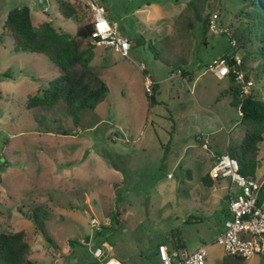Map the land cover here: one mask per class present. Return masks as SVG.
<instances>
[{
    "label": "rangeland",
    "instance_id": "374dc122",
    "mask_svg": "<svg viewBox=\"0 0 264 264\" xmlns=\"http://www.w3.org/2000/svg\"><path fill=\"white\" fill-rule=\"evenodd\" d=\"M69 1L79 6L83 22H90V3H100L131 49L123 57L91 40L89 64L101 71L108 88L104 99L83 111L77 126L61 110L39 123L24 102L57 71L41 54L13 50L12 37L2 28L5 14L28 6L34 24L50 21L70 34L78 22L60 15L56 0H0V74L7 75L0 76V230L24 231L28 258L38 264H92L88 250L102 244L122 264H157L159 243L188 251L205 244L202 264H221L224 251L215 240L228 217L223 196L229 181L207 186L202 176L213 164L211 155L224 152L223 143L240 138L242 128L229 131V139L224 129L211 133L216 116L227 119L228 130L239 115L222 92L213 105L230 81L207 67L232 53L223 33L238 24L240 3L212 0L209 20L218 14L214 33L209 20L205 27L194 17L191 0ZM155 51L168 62L155 59ZM235 56L243 59L241 51ZM243 63L248 93L264 98V63L259 58ZM146 76L160 85L154 89L159 102L147 120ZM60 124L67 134L57 131ZM221 135L222 143L214 145L211 138ZM259 148L264 157V138ZM35 204L49 210L45 228L54 244L17 210L28 213ZM239 264H264V255Z\"/></svg>",
    "mask_w": 264,
    "mask_h": 264
},
{
    "label": "trees",
    "instance_id": "16d2710c",
    "mask_svg": "<svg viewBox=\"0 0 264 264\" xmlns=\"http://www.w3.org/2000/svg\"><path fill=\"white\" fill-rule=\"evenodd\" d=\"M237 1L240 3L235 13L238 24L229 35L223 33L228 36L233 50L230 55L224 56L230 69V84L221 92L229 95L230 105L240 110L239 122L243 126V133L238 139H229L226 153L237 160L243 177L255 178L256 170L260 167L259 144L264 138V98L260 99L252 93L240 96L241 87L236 83L234 70L244 71V58H259L264 63V0ZM56 3L63 18H74L78 22L73 34L59 32L50 21L34 24L28 6L8 9L2 28L12 37L15 52L41 54L56 68L57 75L48 81L45 88L26 97L24 106L31 110L33 120L42 123L48 115L55 114L52 110H61L77 126L82 112L94 110L104 99L108 88L101 77V71L89 64L93 56L90 43L92 24L89 21L83 22L82 19L80 21L79 6L73 2L56 0ZM212 4V0H191L188 6L194 17L207 27ZM237 51L243 54V59L238 64L232 60ZM154 56L155 59L168 62L159 52L155 51ZM0 76L7 75L2 73ZM155 88L157 85L153 86L150 94H146L148 111L158 103L154 94ZM57 131L68 133L61 124ZM213 180L208 172L202 176V181L207 186H212ZM17 210L30 219L36 233L41 234L48 243L54 244L45 228L50 216L47 207L35 204L29 207L28 213L21 207ZM170 235L173 236L172 230ZM179 245L182 246L175 244L177 247ZM29 252L30 245L24 231L0 230V264H38L28 258ZM243 259L240 256L224 254L221 264H239Z\"/></svg>",
    "mask_w": 264,
    "mask_h": 264
},
{
    "label": "built area",
    "instance_id": "2783aa9c",
    "mask_svg": "<svg viewBox=\"0 0 264 264\" xmlns=\"http://www.w3.org/2000/svg\"><path fill=\"white\" fill-rule=\"evenodd\" d=\"M90 22L92 24L91 40L112 48L123 57H128L131 42L128 38L118 34L116 23L107 18V11L98 2L90 3ZM217 13H213L209 20L210 29L216 33ZM227 29H225L226 31ZM224 31V32H225ZM233 43V42H231ZM235 63L240 58L233 57ZM217 78H228L230 69L225 57L214 58L208 65ZM236 83L240 85L241 94H248L250 81L245 80L243 71L234 70ZM173 76V75H172ZM153 81L145 77V91L151 92ZM214 180L227 179L229 181L227 192V213L224 221V230L217 236L216 243L222 246L224 254L248 258L253 255H264V179L245 178L239 172L237 160L227 153L219 155L208 170ZM168 176H170L168 174ZM96 224L95 218L90 219ZM90 247V246H89ZM207 245L202 244L192 251L184 247L169 248L163 243L157 245V264H202L207 255ZM92 264H122L119 259L105 251V245L90 248Z\"/></svg>",
    "mask_w": 264,
    "mask_h": 264
},
{
    "label": "crops",
    "instance_id": "0c3cea01",
    "mask_svg": "<svg viewBox=\"0 0 264 264\" xmlns=\"http://www.w3.org/2000/svg\"><path fill=\"white\" fill-rule=\"evenodd\" d=\"M8 11V10H7ZM6 15V14H5ZM5 19V18H4ZM114 50V49H113ZM117 52V51H116ZM119 53V52H118ZM122 56V55H121ZM214 75V74H213ZM215 76V75H214ZM173 76H172V73H171V75H169V79H171ZM216 77V76H215ZM217 78V77H216ZM151 81H153V85H152V87H151V92H152V88H153V86L155 87L156 85L157 86H159V88H160V85H159V83L158 82H156L155 80H152L151 79ZM144 85H145V83H144ZM145 88V87H144ZM227 88V87H226ZM226 88H223L222 90H219L218 91V93H217V95H216V97H215V100H214V103H213V105L216 107L217 106V104H219L220 102H221V98L224 96H220L218 99H217V96H218V94H219V92H221V91H223V90H225ZM146 92V91H145ZM150 92V93H151ZM150 93H148V94H150ZM146 99V98H145ZM231 99V98H230ZM157 102H159V101H157ZM158 104V103H157ZM157 104H155L154 106H156ZM146 106H147V100H146ZM153 106V107H154ZM213 106V107H214ZM153 107L152 108H150V110L151 109H153ZM237 109V108H236ZM237 111H238V115L240 116V110L239 109H237ZM148 113H149V111L147 110V112H146V116H145V119L147 120V118H149L148 117ZM216 118V124H214L213 125V127H211V133L212 134H214V135H216L217 133H220L222 130L221 129H224L225 130V134L227 135V137H228V139L230 138L229 136H228V134H229V131H235V130H237L238 129V124H240V122H239V120H237L236 122H232V124H231V126H230V128L228 129V130H226L225 129V124H223L224 122L225 123H227V119L226 120H223V121H221V118L220 117H215ZM145 120V122H144V125L146 124V121ZM241 125V124H240ZM241 128H242V131H239L238 130V132H242L243 133V126L241 125ZM237 132V133H238ZM211 138V137H210ZM215 138H217V137H212L211 139L212 140H214L215 142H214V145H216V143H222V135L221 136H219L218 137V139H216L215 140ZM232 138V137H231ZM210 139V140H211ZM228 141L229 140H227V141H225L224 143H223V149H224V152H222V151H219V152H214L212 155H211V158H212V162L214 163V161L216 160V158L219 156V155H221V154H224V153H226V149H227V145H228ZM188 146V145H187ZM222 149V148H221ZM259 151H260V148H259ZM259 157V161H260V167L259 168H257V170H256V174H255V178L256 179H259V180H262V179H264V157L262 156V157H260V156H258ZM180 159V158H179ZM178 159V160H179ZM178 160L175 162V163H177L178 162ZM260 169V170H259ZM259 171V172H258ZM208 172V171H207ZM169 174V173H168ZM167 174V175H168ZM170 175V174H169ZM214 181V183H213V185L215 184V183H217V182H220L221 180H213ZM212 185V186H213ZM263 189H264V187H263ZM225 199H226V202H227V193H225L224 194V196H223ZM227 206V205H226ZM227 209V208H226ZM178 247H184V246H178ZM176 248H177V246H176ZM110 250H111V247L108 245V249H107V252L110 254ZM155 256H156V258H157V252L155 251Z\"/></svg>",
    "mask_w": 264,
    "mask_h": 264
},
{
    "label": "water",
    "instance_id": "95a60500",
    "mask_svg": "<svg viewBox=\"0 0 264 264\" xmlns=\"http://www.w3.org/2000/svg\"><path fill=\"white\" fill-rule=\"evenodd\" d=\"M43 1H45V0H43ZM232 60H234V59H232Z\"/></svg>",
    "mask_w": 264,
    "mask_h": 264
}]
</instances>
